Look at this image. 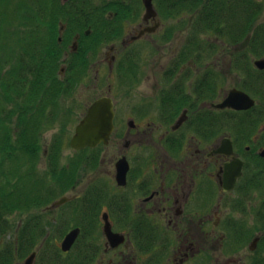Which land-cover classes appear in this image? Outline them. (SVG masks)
<instances>
[{"label": "flooded vegetation", "instance_id": "af4514ba", "mask_svg": "<svg viewBox=\"0 0 264 264\" xmlns=\"http://www.w3.org/2000/svg\"><path fill=\"white\" fill-rule=\"evenodd\" d=\"M111 1L107 5L117 9H108V13L112 15L115 12L114 17L119 16L122 19L120 18L118 28L111 35L116 39L107 45V55L110 54L108 52L112 53L111 57L107 56L110 59L106 64L108 71H103L101 67L96 68L92 77L94 86L100 83L101 77L110 80L116 76L120 80L128 79L131 82L129 86L132 87L143 78H151L153 71L154 90L157 89V93L148 96V99L149 105H155L158 110L138 109L135 112H126L120 119L114 98L109 94L112 92L113 82L109 83L108 93L96 96L76 124L77 126L86 116L89 106L95 100L103 96L112 98L115 118L108 142H101L96 147L74 149L70 139V146L75 152L88 156L82 159L79 173L69 175L68 183L60 187L65 185L75 190L79 184H83L81 179L87 178L89 172L95 173L90 175V180L81 190L63 197L67 199L64 203L57 205L59 200L55 201L51 208L59 210L69 201H76L75 207H80L84 212L80 224L74 227L80 229L78 238L83 236L86 228L100 225L103 241L97 245L95 242L85 241L82 253L76 254L80 258V264H162L161 253L166 254L164 264H240V259L231 255L222 260L216 256L215 252L223 245L218 241V236L221 237L219 240L225 239L217 229H233L238 225L240 227L237 219L229 213L233 209L231 204L238 197V193H243L251 185L256 187L255 177L262 169L260 162L264 161V147L246 145V129L232 130L227 127L222 128L219 135L216 134L215 125L218 119L226 125L233 116L248 111L229 107L217 108V102L211 101L217 91V73L214 68H208L222 65V62L216 60L221 52L210 54V51H223V47L187 46L183 50L181 46L159 75L151 68L148 77L143 70L144 62H141L142 52L133 45L146 39L154 41L162 26L161 15H165L166 19L170 18L171 11L179 5L176 0H164V12L160 14L157 9L159 3L153 0L158 14L146 17L144 0H140L143 6L141 14L138 9L128 6L126 1ZM87 32L88 30L85 34L89 35ZM76 36H79L77 49L73 50V45L70 48L74 53L80 47L81 35L76 33L74 38ZM190 50L196 56H187L186 51ZM200 50H209V58L214 61L201 64V56L198 54ZM69 54L68 52V56ZM240 57L247 68L246 54L243 53ZM229 58L228 67L235 68L239 65H232L230 55ZM185 59H188L187 62H184ZM255 71V75L261 79L264 72H259L258 69ZM249 77L250 74L243 69L236 86L231 89L221 88L219 102L226 99L232 90L252 98L254 97L251 94H263L262 89L250 84ZM158 79H161V86L157 83ZM176 101H180L177 106ZM167 103L169 105L165 107ZM151 113L160 118L162 124L164 122L167 125L158 136L160 144L167 148L164 158L158 153H152L150 148H142L143 145L156 146L154 132L156 128L162 127V124L151 125L148 121V114ZM241 142L245 145L239 146ZM107 150L111 152L107 153L109 157ZM243 151L251 154L247 161L242 158ZM183 153H186L185 157L179 158ZM57 162L55 157L50 160L53 166H57ZM147 166H152L151 171ZM246 171H251V177H248L249 174L245 175ZM81 172L84 174L82 177ZM66 175L68 174L64 177ZM93 210L101 211L96 221L92 217ZM105 218L109 220L112 231L125 236L124 241L116 246L111 244L104 233ZM239 219L242 218L239 216ZM257 238L250 245L253 251L260 242L263 243L262 236ZM76 241L68 251H63L61 242L59 255L74 249ZM33 253L36 255L32 264H61L50 252L43 255L38 262L36 251H32L21 264H25ZM263 261L264 256L257 257L255 264ZM65 264H68V260Z\"/></svg>", "mask_w": 264, "mask_h": 264}, {"label": "rangeland", "instance_id": "374dc122", "mask_svg": "<svg viewBox=\"0 0 264 264\" xmlns=\"http://www.w3.org/2000/svg\"><path fill=\"white\" fill-rule=\"evenodd\" d=\"M20 1L24 0H13V3L11 5L9 4L10 6L4 5L2 7L0 5V14L1 12L3 14L2 17H0V38L3 35L6 36L0 41L2 46L5 48L4 52H0V60L1 58L3 59L1 62H6V52L8 53V50L15 46L18 37L21 35L29 37V31L26 30L30 26V24H26L28 20H24V17H17L16 15V13L20 10L17 5ZM41 1L47 4L42 5L47 7L46 12L48 13H46L43 17L41 15L38 16L39 19H44L45 21L44 24L39 22L41 31L38 33L44 34V38L47 39L51 35V29L54 31V33L57 32L56 38H59V41L62 42V55H64V57L66 56V61H62L58 67L59 78L61 77L62 80L68 82L69 76L71 75L70 72H68V52L71 54L70 48L74 44L73 41L75 39L74 37L76 33H79L80 35H83L82 33H84L85 35L87 30L92 31L89 32V35L92 34L93 36L84 43V46L86 47L85 49L87 50L83 48V50L86 51L84 56L89 62L87 64L89 67L86 71V74H75V76L78 75V78L70 95L64 94L63 92L58 95L57 100L53 103L47 101L46 98L56 96L45 95L44 99L46 101L42 100L40 103H34L29 106L31 108L36 107L38 112H29L23 117L20 116L21 114L18 113V110L22 109L20 110L21 113L24 112V102L19 100L17 104V102H12L10 100L8 103L4 96L5 94L0 91V118H5L6 120V117L8 116L6 111L10 109L14 110L12 119H7L10 124V130L12 129L14 131V135H21L23 133L25 141L30 138L31 141H26V144L29 148L32 146V152L34 153L32 157L30 156V152L25 153L26 158L22 162L23 166L21 168V172L15 176V180L18 181V186L22 187L23 195H29L28 206L31 204L34 206L32 205L28 209L23 208V210H21V208H19L11 212L4 213L10 224V229L6 235L0 237V251L6 247V244L12 245V249L14 250L15 254L9 264H21L24 258L31 254L32 251H36L38 253V262L43 255H46L50 252L59 259L61 264H65V261L67 260L68 264H80V258L76 255L78 254V250L80 248L82 250V247L85 246V241L87 240L95 242L96 245L100 244L104 238L101 232V227L100 225H92L90 228H88L91 236H89L88 231L85 230V232H83V236H80L76 241L74 249L69 251L67 254L64 253V255H59L61 253V242L76 225L80 224V218L84 212L80 207H75L76 201H69L68 204L64 205L59 210H54L51 208V206L55 201L57 202L65 196H70L74 193H77V191L81 190L82 187L90 180V175H94L95 173L89 172L87 178L81 179L83 184H79L80 186L75 190H71V188L66 187L65 185L60 187V185L68 183V176L69 173L72 174L71 168L73 165H75V163L81 164L82 159L85 156H88L82 152H75L70 146V139L73 136L75 126L84 114L88 104L99 94H107L108 84L113 82L112 92L109 94L114 98L120 119L122 118L121 116L126 114V112H135V110L138 109H153V111H157L158 109L155 105H149L150 99H148V96H154L157 93V89L154 90L155 77L153 76V71L151 72L150 70L151 68H154V71L157 73V75H159L161 69H163L165 66H168L171 58L181 46H183V50L187 49L189 46L194 47V45L190 44L189 41L190 37H194V39L191 38L190 40L193 39L192 41H194V43L196 42L195 44L198 46L209 47V44H211L212 47H223V51H210V54H213L214 52L219 54V52H221L218 57H216V60H219V63L222 62V65L218 64L216 67L209 66L208 68L211 70L214 68L217 73V91L213 97V100L211 101L214 103L217 102V104H215L217 108L229 107L219 106L227 99H223L221 102H219L221 100V97H219L220 91H222L221 88L231 89L232 87L236 86V81L242 76L240 67L234 68L233 66H227V64L230 63L229 55L231 56V62L233 63L232 65L235 66L236 63H239L238 66H243L242 68L245 70V72L247 71L250 75L256 74L255 69H258L259 72H264V68L261 69L255 65L256 61L264 59V52L260 53L259 55H255L248 47L250 37H254L257 31L260 29L262 32H264V0H255L259 3L260 12L245 34L246 36L244 39L247 40V42L245 43V41L243 42V40H240V42L238 41L239 43L237 42L236 44L233 42L235 41L233 37H222L218 34L219 32H212V30H209L206 25H196L199 24V15L207 0H201L200 2L199 0H176L179 6H175V8L171 11L170 18L166 19L165 15H161L163 18L162 26L159 29L158 34L155 35L154 41L146 39L144 42H139L137 45H133L134 48L139 47V51L142 52L141 62H144L143 70L146 71L148 77L150 76L149 72H151L152 76L151 78H143L138 84L132 87L129 86L131 82H129L128 79L123 78L120 80L116 76H114L113 79L110 78V80H105L104 77H101L100 83L98 81L99 84L95 86L92 80V77L95 75L96 68L101 67L103 71H108L106 64H108L110 59L107 56L111 57L112 53L108 52L110 54L107 55V45L116 39L110 35L115 33L114 31L118 28V23L121 18H119V16L114 17L115 12L112 15L108 13V9H112L113 11H115L114 9H117L116 7L107 5L108 3L112 2L111 0H94L98 7L97 9L101 11L100 14H96L98 19L97 22L94 23V25H86L85 28H83V32L75 31L74 33L67 31L69 22H71L73 19H76L78 16L77 14L67 10L69 9L68 6H70L74 1L48 0V3L45 0ZM120 1H126V4H128V6L131 5L132 9H138L140 14L143 11L142 2L140 0ZM163 1L164 0H155L157 4L159 3L158 8H156L160 14L164 12L162 11ZM190 2L195 3V5H190ZM58 6H64L66 9L62 8L63 10L57 15L56 7ZM154 10L156 11L155 7ZM157 14L158 13L156 11V16ZM71 16L76 17L72 18ZM228 17L230 18V16ZM233 17H236V15H233ZM55 19H58V23L56 24L57 31H55V24H53V20ZM215 24L220 25L219 28L221 31L228 32L233 30V32H235V30L231 28L234 27V24L229 23V21L226 22V24H223L219 20ZM101 32L103 33L102 36ZM14 41L16 42L13 44ZM91 44L94 46L89 48ZM2 46L0 45V48ZM208 51L209 50L199 51L198 54L201 56V64L204 62L214 61L213 58H209L210 54ZM186 52H188L186 53L187 56H196V53L192 50ZM243 53L246 54L247 68L245 67V62L243 64L240 57L243 55ZM2 55H4V57H2ZM187 60L188 59H185L184 62H187ZM5 64L7 65V63ZM62 67L65 69L63 70V73L60 74V72H62ZM158 77L160 76H157V78ZM255 80L260 82L259 79ZM256 81L254 82L258 85ZM157 83L159 86H161V79H158ZM158 84L156 87H158ZM228 96L229 94L227 97ZM251 96L254 97L251 98L255 103L252 107L247 109L248 111L241 113L240 115L233 116L229 119V122L225 121L226 125H224L219 119L216 121V134L219 135L221 129L227 127H230L232 130L246 129L248 132L246 137V145L252 144L254 148L257 146L264 147V129H262L264 126V100L262 99L261 95L251 94ZM23 99H25V97H23ZM152 101L153 100H151V102ZM229 108L235 109L233 107ZM148 115V121L151 122L152 126L162 124L161 119L158 118L154 113ZM137 119L142 120L141 117H137ZM0 121L2 122L1 119ZM166 128L167 125L164 122L162 127L156 128L154 132L156 146L149 147L143 145L142 148H150L149 150L152 153H158L163 157L167 148L160 144L158 141V136L163 133ZM7 130L8 129L5 128V131ZM242 144L243 146L245 145L241 142L239 143V146ZM254 144L257 146L255 147ZM140 151L141 150H139V152ZM108 152L111 154L109 150H107L106 154ZM109 154H107V157L110 156ZM185 155L186 153H183L178 157L184 158ZM81 156H83V158L80 160L78 157ZM53 157H55L58 161L57 163H59L57 166H53L54 164L51 165L50 163V160L53 159ZM250 157L251 154H247L245 151H243L242 158H244L245 161H247V159ZM149 163L151 162L149 161ZM80 164L77 166L75 170L76 172L74 171V174L76 175L79 173V169L81 167ZM260 164V168L264 169V161L260 162ZM9 165L10 164H7L6 169L9 167ZM151 167L152 166H147V169L150 170ZM262 169L255 177L256 187L251 185L247 188L248 191L245 190L243 193H238V197L231 204L233 209H231L229 213L231 216L237 219L236 221L240 224V227L238 225L233 229L226 227H220L217 229V232L222 233V235L225 237L224 240H219L221 237L218 236V241L221 242V245L223 243V245L215 252L216 256L220 258V260L225 259V257L228 255H231L233 258H239L241 261L239 262L240 264H255L257 257L264 256V171H262ZM82 172L80 173L81 177L84 175ZM250 172L246 171L245 175L249 174L248 177H251ZM65 174L68 175L64 177ZM90 199L94 201L92 198ZM92 214L94 215L92 216L94 217L93 219L96 221L97 218H99L101 211H94ZM239 216L242 219H239ZM33 225L35 226L36 234L35 243L28 250V252H26L25 256L20 257L17 254L16 248L13 246V244H16V242L21 243V232L29 228L32 229ZM27 226L28 228H26ZM236 229L239 230L236 231ZM259 236L263 237V243L260 242L256 250L254 249L253 251L250 249V245L255 239H258L257 237ZM160 256H163L162 264H164L166 254L163 255L161 253ZM159 264H161V262ZM260 264H264V261Z\"/></svg>", "mask_w": 264, "mask_h": 264}, {"label": "trees", "instance_id": "16d2710c", "mask_svg": "<svg viewBox=\"0 0 264 264\" xmlns=\"http://www.w3.org/2000/svg\"><path fill=\"white\" fill-rule=\"evenodd\" d=\"M12 1L13 0H0V5L2 7L4 5H11L13 3ZM45 1L48 3V0ZM72 1L74 2L68 6L69 9L67 10L77 14L78 16L76 19L69 22L67 31L71 33H74L75 31L83 32V28H85L86 25H94V23L97 22L98 19L96 14H100L101 11L97 9L98 7L94 0ZM200 1L201 0H199V2ZM42 4L46 3L41 0H24L17 4L20 8V10L16 13L17 17H24V20H28L26 24H30L29 28L26 29L29 31V37L23 35L18 37L17 42H13V44L16 42L15 46L9 49L8 53L6 52V62H1V60H3L2 58L0 60V91L5 94L4 96L8 103L10 100L12 102H17V104L19 100L24 102V114L20 111L22 109L18 110V113L21 114L20 116L22 117L26 116L29 112H38L36 107H29L34 103H40L42 100H47L53 103L57 100L58 95L63 92L64 94L70 95L78 78V75L75 76V74H85L88 69L87 64L89 62L84 56L86 51H84L83 48H86L84 46L85 41L91 39L93 36L92 34L84 35V33H82L83 35H81V46L79 47V50L75 53L71 52L68 56V72L71 74L68 79V84L65 80H62L61 77L59 78L58 67L62 61H66V56L64 57V55H62V42L59 41V38H56L57 32L54 33L51 29V35L47 39L44 38V34L38 33L41 31L39 22H42V24L45 22L44 19H39L38 16L41 15L43 17L46 13H48L46 12L47 7ZM190 5H195V3L190 2ZM62 8L66 9L64 6L56 7L57 15L63 10ZM201 10L202 11L198 19L199 24L196 25H206L209 30H212V32L215 33L219 32L218 34L222 37H233L236 41L233 42L236 44L238 41L240 42V40H243V42L245 41V43L247 42V40L244 39L246 36L245 34L257 18L260 12V6L255 0H207L204 8L202 7ZM2 15L3 14L1 12L0 17H2ZM233 15H236V17H233ZM228 16H230V18ZM75 17L76 16L72 18ZM219 20L223 24H226L228 21L229 23L234 24V27L231 28L234 29L235 32H233V30L228 32L221 31L219 28L220 25L215 24ZM57 23L58 19L53 20V24H55V31H57ZM102 35L103 33L101 36ZM4 37L6 36H1L0 41ZM191 38L194 39V37H190V39ZM190 39V44L198 46L195 44L196 42L194 43V41H192L193 39ZM0 45L2 46L1 43ZM92 46L94 45L91 44L89 48H92ZM209 46H211V44H209ZM248 47L255 55H259L264 52V32H262L261 29L257 31L254 37H250ZM0 49V52L5 51L4 46ZM2 57H4V55H2ZM5 63H7V65ZM237 67H240L241 69H239L243 71V66H235V68ZM250 76L252 79L249 77L248 81H250L251 85H255L259 90L262 89L263 94L261 92L258 93L264 100V75H262L261 79H259L260 82L255 80L258 79L255 74ZM254 81H256L258 85L255 84ZM45 95H53L56 97H48L45 100ZM23 97H25V99H23ZM179 102L180 101L175 102L176 106ZM168 105L169 103H167L165 107ZM6 113L8 114L6 120L5 118H0L2 120V122L0 121V237L6 235L10 229V224L6 215H4L5 212H11L19 208H21V210H23V208L28 209L33 205L31 204L28 206L29 195H23L22 187L18 186V181L15 180V176L21 172V168L23 166L22 162L26 158L25 153L30 152L31 157L34 154L32 152V146L30 149L26 144V141H31V139L28 138L25 141L23 133L21 135L13 134L14 131L12 129L10 130V124L7 119H12L14 110L10 109L6 111ZM5 128L8 130L5 131ZM78 158L81 160L83 156ZM7 164L10 165L6 169ZM79 164L80 163H75V165H73L71 168L72 174L69 173V175L73 176L74 171ZM26 228H28V226ZM85 230L88 231L89 236H91L89 229L86 228ZM35 236L34 225L32 229L29 228L21 232V243L16 242V244H13L20 257L25 256L26 252H28V250L33 246L35 243ZM5 246L6 247L0 251V264H9L15 254L12 249V245L6 244ZM81 253V249L78 250V254Z\"/></svg>", "mask_w": 264, "mask_h": 264}, {"label": "water", "instance_id": "95a60500", "mask_svg": "<svg viewBox=\"0 0 264 264\" xmlns=\"http://www.w3.org/2000/svg\"><path fill=\"white\" fill-rule=\"evenodd\" d=\"M146 7V17L156 16L154 10L153 0H144ZM62 31V29H61ZM88 31L87 33H89ZM79 36H76L73 44V50L77 49ZM255 65L259 68H264V59L255 62ZM64 68L61 69L63 73ZM254 100L247 94L237 90H232L227 99L219 105L220 107H233L235 109H248L254 105ZM114 103L112 98L103 96L95 100L88 108L86 116L76 126L75 133L71 138V145L74 149H83L87 146L96 147L101 142H108L110 134L114 129ZM264 156V152L262 153ZM126 171H124V174ZM67 201L66 198H62L57 202V205ZM106 224L104 227V233L113 246L118 245L124 241V235L115 233L112 231L111 224L107 218H105ZM80 233L79 228L72 229L62 241L63 251L71 249ZM33 253L27 258L25 264H32L35 258Z\"/></svg>", "mask_w": 264, "mask_h": 264}]
</instances>
